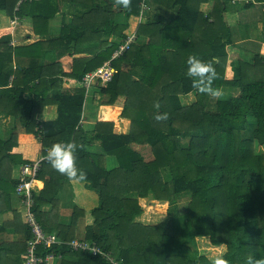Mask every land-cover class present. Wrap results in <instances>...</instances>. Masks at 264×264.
Returning a JSON list of instances; mask_svg holds the SVG:
<instances>
[{"label": "trees", "instance_id": "1", "mask_svg": "<svg viewBox=\"0 0 264 264\" xmlns=\"http://www.w3.org/2000/svg\"><path fill=\"white\" fill-rule=\"evenodd\" d=\"M60 1L0 0V10L11 18L31 17L35 33L46 38ZM160 1L147 0L148 7ZM64 2L79 14L49 42L13 47L12 28L0 29V112L15 117L14 127L0 136V213L12 209L19 183L14 168L32 162L13 152L19 133H30L40 139L44 156L55 143H75L77 167L87 173L83 183L98 196L95 207H75L70 223H58L42 208L56 206L68 179L44 157L33 183V211L46 232L55 230L64 241L53 246L63 256L58 264H210L223 248L207 245L208 256L202 254L197 238L205 236L214 246H227L223 257L230 264H246L249 256L264 258V50L235 62L228 51L236 8L264 0H164L172 8L170 18L144 14L148 10L143 15L141 0H132L130 12L114 7V0ZM119 13L141 17L138 39L113 62L118 69L113 80L93 86L101 96L94 119L86 112L90 90L82 80L127 37L128 23H119ZM111 36L119 42L111 43ZM86 42H100L101 48L74 58L67 70L62 59L73 57ZM191 55L214 60L213 87L233 93L219 99L197 93L187 75ZM24 58L30 63L23 65ZM192 92L196 101L185 105L183 98ZM51 104L58 117L39 122L38 114ZM100 107H110L117 116L101 120ZM158 113H167L168 119L157 122ZM135 145L149 147L151 157ZM143 198L169 202L167 218L157 224L137 222ZM158 205L156 213L164 214L165 207ZM14 214L13 221L0 224V264H23L32 236L23 217ZM79 224L85 225L80 239L96 244L102 255L69 245ZM5 233L19 234L20 240L7 241Z\"/></svg>", "mask_w": 264, "mask_h": 264}, {"label": "crops", "instance_id": "2", "mask_svg": "<svg viewBox=\"0 0 264 264\" xmlns=\"http://www.w3.org/2000/svg\"><path fill=\"white\" fill-rule=\"evenodd\" d=\"M160 2L158 3L151 2L148 7V12L144 14L153 15L155 13H159L165 15L167 18H170L173 15L172 14L173 11L171 10L172 8H170V5L166 4L164 0ZM59 5H60V12L54 19L50 21L49 35L46 38H41L40 35H37L35 33L34 22L31 17L11 18L5 11L0 10V29L12 28L9 45L13 47L28 46L36 43L40 39H45L46 42L51 41V39H56L61 33V28L63 23L65 24L73 23L75 16L79 14V11L76 9V6L66 3L64 2V0H61ZM236 10H237L236 11L237 14H234L232 16V19L235 23V26L232 27L233 44L228 48L230 62H235L239 58L250 60L254 57V55L264 50V30L262 26V22H264V4L256 3L250 7L236 8ZM15 19H18V21L16 24H13V21ZM117 19L119 23H128V28L126 30L127 34H131L137 31L141 22L140 16H132L131 18L128 19L126 17V14L124 13H119ZM109 41L111 43H118L119 37L111 36L109 38ZM100 48H101L100 42H86L80 44L76 47L75 54L73 55V57H64L62 59V63L65 66V68L68 70L74 58L92 56L97 51H99ZM45 56H46L45 54L42 55V57L44 58ZM52 56H55V54L52 53ZM24 59L25 60H22L23 65L30 63L29 59L27 58ZM46 59H48V61L51 60L52 59L51 54H49V56H47ZM14 60H16L15 57ZM40 61L41 60H39L38 62ZM230 69H232L231 66H229L228 71ZM52 70H57V68L54 66ZM13 79L14 76L11 78V80ZM50 95H52V92ZM189 95L188 97H190V101L194 103L196 101L195 93L192 92ZM24 96L26 98H29L30 94L26 92ZM88 96L89 97L87 98L86 104H88V101L90 99L91 101L90 103L92 105L96 104L95 106H99V101L101 96H99V93L96 91L95 87L93 88L92 95L89 94ZM88 108L86 112L89 111ZM96 112H97L96 109L90 108V112L88 114L89 116H92L95 119ZM101 112L102 110L98 112L97 116L99 115L101 116V114H104ZM12 117H13L12 115H7L4 114L3 112H0V135H2L1 137L7 135L8 133L5 132H9V130L12 129L9 128V125L12 123L11 122ZM57 117H58L57 106L51 104L45 106L43 112L41 114H38L37 119L39 120V122L43 123L44 121L54 120ZM18 141H19V145L16 148H14L13 152L20 154L24 160L33 161L45 157L40 139L34 134L20 132ZM21 167L22 165H19L14 168L13 171L14 179L20 178ZM89 192H90L89 189L86 187V185L83 182L71 183L68 181L64 184L61 191L56 197V202H57L56 206L54 207L53 205H45L43 206L42 210H44L47 213H50L51 216L56 219V221L58 220V223H62V224L70 223V218L72 216L75 207H79L81 209H91L95 207L97 195L96 197H94L95 195L92 197ZM145 199L147 198H143L140 200L142 206H143L142 202ZM154 201H156L157 204L159 202L160 203L166 202L159 200H154ZM11 202H12V209L7 210L4 213H0V224L3 222L13 221L15 216L14 211L18 212L22 216V206H21L20 196L16 193L13 194ZM166 203L169 205V202ZM143 208H145V206H143ZM57 212H59V216L56 218L55 215L58 214ZM142 215L138 216L136 218V221L141 222L143 224H151V223H146L141 219H139V217H141ZM84 227H85L84 224H79L77 226V229H75L77 234L76 239L82 238V236L84 235ZM50 232L58 236L57 231L52 230ZM3 236L7 241H11V242H17L20 240L21 237L19 236V234H13V233L10 234L5 233ZM205 238H209V237L208 236L199 237L197 238V242H199V239H205ZM216 247H221V245ZM223 248L225 252L223 253L222 256H224V254L227 252V246ZM52 264H58V261Z\"/></svg>", "mask_w": 264, "mask_h": 264}, {"label": "built area", "instance_id": "3", "mask_svg": "<svg viewBox=\"0 0 264 264\" xmlns=\"http://www.w3.org/2000/svg\"><path fill=\"white\" fill-rule=\"evenodd\" d=\"M140 6L143 14L148 10L147 0H141ZM17 21L18 19H15L13 24H16ZM137 39V31L127 34V37L118 43L117 48L108 61L95 71L87 73L82 80L86 89L90 90L94 85L106 86L111 82L118 73V69L113 62L125 55ZM43 160L44 158H41L22 165L19 183L16 187V193L21 197L23 220L30 227L32 233L30 240H28L23 264H52L63 258L61 253H57L53 249V246L63 244L64 241L57 235L46 232L33 211L35 204L33 183L42 167ZM69 245L74 250L89 251L96 256L103 254V251L96 244H90L82 239H74L69 242ZM41 248L44 252L40 251ZM115 264L123 263L115 262Z\"/></svg>", "mask_w": 264, "mask_h": 264}, {"label": "clouds", "instance_id": "4", "mask_svg": "<svg viewBox=\"0 0 264 264\" xmlns=\"http://www.w3.org/2000/svg\"><path fill=\"white\" fill-rule=\"evenodd\" d=\"M113 6L124 11L132 10V0H114ZM187 75L192 79V88L201 95H208L212 99H219L223 93L218 87H213L217 79L214 60H202L196 55L189 56L187 60ZM159 101L154 103V108L159 110ZM154 119L157 122H164L168 119L167 113L156 114ZM78 146L72 142H58L50 146L47 150L45 160L60 175L65 176L71 183L84 182L87 173L77 167V156L75 155ZM226 245H221L225 247ZM210 264H230V261L221 255H216L211 259ZM246 264H264V258H254L249 256Z\"/></svg>", "mask_w": 264, "mask_h": 264}, {"label": "rangeland", "instance_id": "5", "mask_svg": "<svg viewBox=\"0 0 264 264\" xmlns=\"http://www.w3.org/2000/svg\"><path fill=\"white\" fill-rule=\"evenodd\" d=\"M232 75H233V70L232 69H230L229 71H228V74H227V76L230 78V77H232ZM93 86L91 87V89H90V95H92V92H93ZM231 91V93H233L232 92V90H227V89H224L223 91H222V93H223V95L220 97V98H225V97H227V95H229V92ZM99 96H100V94H99ZM191 97V96H190ZM190 97H188V96H186L185 98H183V102H184V104L185 105H191L193 102L192 101H190ZM194 101V100H193ZM91 101H90V99H89V101H88V104H87V108H88V106H89V108H88V110L89 111H87V114L90 112V108H94V109H97V107L98 106H95V105H92L91 103H90ZM90 104V105H89ZM213 107V106H212ZM212 107H211V109H212ZM101 111V110H100ZM101 113H104V115L102 116V118H101V120H106V119H113V118H115L116 116H117V114H115L116 112H114L110 107H104V108H102V112ZM11 124L9 125V128H13L14 126V122H15V117L13 116L12 118H11ZM5 133H8V132H5ZM0 136H2V135H0ZM6 136V135H5ZM135 147L136 148H140V151H142L143 152V154H144V156L146 157V158H150L151 157V151H150V148L149 147H147V146H139V145H135ZM33 161H36V160H33ZM89 193H90V195L93 197L94 195V197H96V195L97 194H95L94 193V191H92V190H90L89 189ZM91 197V198H92ZM98 197V196H97ZM98 199V198H97ZM160 203V202H159ZM142 204H143V206H145V208H144V214L141 216V217H139V219H141L142 221H144V222H146V223H151V224H157V223H161V222H163V220L165 219V217L167 216V213H168V209H169V207H170V204L168 205L167 203H160V205L161 206H163V207H165V209H164V214H162L161 212H158V213H156V211H159V208H161L157 203H156V201H154V200H149V199H145L143 202H142ZM183 205V204H182ZM184 208H185V206H184ZM144 218V219H143ZM167 218V217H166ZM207 245H210V246H212V247H216V246H214L212 243H211V241H210V238H205V239H199V242H198V247H199V250H200V252L201 253H203V254H205V255H207L208 256V254L206 253V252H204V251H206V250H208V248L206 247ZM223 248V247H222ZM225 251H224V248H223V253H224ZM223 253H222V255H223Z\"/></svg>", "mask_w": 264, "mask_h": 264}]
</instances>
